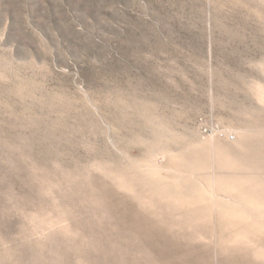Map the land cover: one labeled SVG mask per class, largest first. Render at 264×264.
Instances as JSON below:
<instances>
[{"label":"rangeland","instance_id":"374dc122","mask_svg":"<svg viewBox=\"0 0 264 264\" xmlns=\"http://www.w3.org/2000/svg\"><path fill=\"white\" fill-rule=\"evenodd\" d=\"M0 264H264V0H0Z\"/></svg>","mask_w":264,"mask_h":264},{"label":"built area","instance_id":"2783aa9c","mask_svg":"<svg viewBox=\"0 0 264 264\" xmlns=\"http://www.w3.org/2000/svg\"><path fill=\"white\" fill-rule=\"evenodd\" d=\"M229 137H230V138H232V139L234 138V136H233V135H231V136H229Z\"/></svg>","mask_w":264,"mask_h":264},{"label":"bare ground","instance_id":"6f19581e","mask_svg":"<svg viewBox=\"0 0 264 264\" xmlns=\"http://www.w3.org/2000/svg\"><path fill=\"white\" fill-rule=\"evenodd\" d=\"M257 137V136H256ZM261 138V137H260ZM254 141V140H253ZM255 143V142H254ZM245 147V146H244Z\"/></svg>","mask_w":264,"mask_h":264}]
</instances>
